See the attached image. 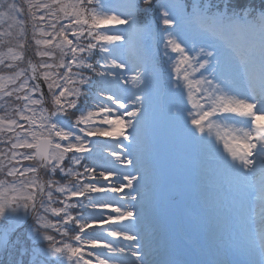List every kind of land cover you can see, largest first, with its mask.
Listing matches in <instances>:
<instances>
[{
    "label": "snow or ice",
    "instance_id": "1",
    "mask_svg": "<svg viewBox=\"0 0 264 264\" xmlns=\"http://www.w3.org/2000/svg\"><path fill=\"white\" fill-rule=\"evenodd\" d=\"M0 48V264H264V0H0Z\"/></svg>",
    "mask_w": 264,
    "mask_h": 264
},
{
    "label": "rangeland",
    "instance_id": "2",
    "mask_svg": "<svg viewBox=\"0 0 264 264\" xmlns=\"http://www.w3.org/2000/svg\"><path fill=\"white\" fill-rule=\"evenodd\" d=\"M162 115H158L159 118ZM156 121V120H155ZM154 127V124L152 125ZM166 127L161 126L160 131L156 130V134L158 139H160V135L162 139L160 142L156 144V148H160V153H157V158L160 163L165 166L166 171L169 174H173L178 176L181 170V166L184 163V153H183V142L178 133H175L170 127L165 125ZM151 134H154V131H151ZM153 139V138H152ZM159 166L160 164L157 163ZM181 189L179 183H174L169 186L168 194L164 199V208H165V221L166 225H171L169 217L166 215V203L168 199H171V204L173 205L174 219L177 222L178 230L180 232V237H187L189 234V230L191 227L190 217L191 211L187 204V202L183 199L180 194ZM175 194V195H174ZM96 235H99L97 233ZM59 239V237H57Z\"/></svg>",
    "mask_w": 264,
    "mask_h": 264
},
{
    "label": "trees",
    "instance_id": "3",
    "mask_svg": "<svg viewBox=\"0 0 264 264\" xmlns=\"http://www.w3.org/2000/svg\"><path fill=\"white\" fill-rule=\"evenodd\" d=\"M251 2H254L255 4L259 5L260 0H251ZM6 51L5 48H0V52H4ZM32 48L31 46L29 47V54L31 53ZM162 68L166 69L167 68V63H163L161 65ZM167 73L165 71V77H166ZM32 221L29 220L27 223L24 224V226L22 228L19 229V231L16 234V237H19L23 242L28 243V237H27V229L29 228V226L31 225ZM55 234V233H53ZM74 234V233H73Z\"/></svg>",
    "mask_w": 264,
    "mask_h": 264
}]
</instances>
